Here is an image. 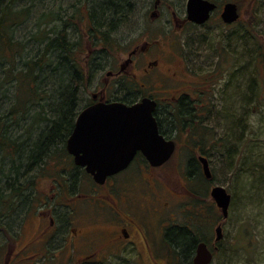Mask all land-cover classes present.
<instances>
[{
    "label": "rangeland",
    "instance_id": "rangeland-1",
    "mask_svg": "<svg viewBox=\"0 0 264 264\" xmlns=\"http://www.w3.org/2000/svg\"><path fill=\"white\" fill-rule=\"evenodd\" d=\"M93 1L17 0L13 9H29L27 22H20L14 27V38L21 43L19 64L23 62L21 57L29 59L37 54L38 44L34 35L39 30L41 19L50 13H59L64 20L75 23V26L70 27L69 34L72 39L81 38L84 42V59L90 58L89 49L92 52L101 50V47H93V42L83 33L88 26L79 22L81 11L74 14L76 8L83 9L82 13L85 14L87 2L93 5ZM134 1L133 11L127 14L112 36L114 46L103 53L102 67L93 70V75L87 77L85 84L79 88L77 113L90 102L93 94L102 89L108 71H115L133 47L145 40L170 43L172 53L177 56L172 59L171 63L174 64L171 67L179 70L180 66H185L189 74L187 80L190 82L187 85L191 89H185V83H168L167 87H175L173 91L182 89L190 97L198 101L202 97L205 101L201 106L199 102L194 103L203 119L202 131L199 129L193 135L190 128L185 131L170 130L169 136L174 138L178 146L166 171L169 177L175 172V177H178V173L184 175V165L190 157H194L196 161L200 155L207 157L213 174L211 186H223L233 196L228 219L223 221L221 214H217V219H220L217 224L222 223L224 238L213 264H264V100H258L250 90V83L252 85L255 81H264V0H211L219 5L211 21L203 27L190 26L183 31H178L170 21L174 16L178 19L186 17L187 0ZM12 2L14 1L5 0L4 4ZM157 2L158 8H155ZM227 2L237 3L241 13L240 20L231 26H226L220 18L221 9ZM73 15L74 20L71 19ZM55 25L57 21L51 22L48 29ZM246 54H254L253 59ZM2 77L1 71L0 82ZM51 83L48 87L49 93L55 96L58 87ZM200 92H205V95L200 96ZM15 96V87L12 84L0 86V116L14 106ZM108 96L113 99L122 97L123 94L109 91ZM37 109L38 107H30L28 114H23L24 111L19 109L18 115L7 120L10 126L9 135L17 145L24 140L31 144L38 136L39 127L31 128V118ZM224 141L227 143L226 148L223 146ZM22 148L19 153L23 151ZM3 154L0 153V179L1 173L7 174L12 168V163L28 166L23 161L24 156L19 159L14 154L6 157ZM53 160L51 164L44 165L43 170L37 165H34L37 168H31L32 171L24 169L23 172L27 175L29 171V175L26 176L27 179L25 177L21 180L24 185L22 190L25 182L34 183H29L26 191L24 190L29 197L19 199L20 206L15 213L4 218L2 215L7 210L0 206V264H5L9 251H20L38 233L39 222L33 217V212L53 209L64 215L70 214L78 221L82 216L97 215L98 205L70 202L64 195L65 189L69 188L72 192L89 193V179L80 170L71 171L66 165V157ZM191 165L190 169L193 170ZM190 169L187 168V171L190 172ZM73 173L77 175L74 181ZM5 180L1 184L9 191L4 194L3 202H14ZM195 183L198 185L199 179ZM199 184L201 191L205 187L207 189L205 182ZM36 201L40 202V206L36 207ZM68 203L73 204V211L61 206ZM48 248L39 250L40 260H22V257L19 260L17 257L11 264H58L69 257L67 247L56 250L54 247ZM37 252V249L26 252L24 257H30ZM54 256L56 260L53 259Z\"/></svg>",
    "mask_w": 264,
    "mask_h": 264
},
{
    "label": "flooded vegetation",
    "instance_id": "flooded-vegetation-1",
    "mask_svg": "<svg viewBox=\"0 0 264 264\" xmlns=\"http://www.w3.org/2000/svg\"><path fill=\"white\" fill-rule=\"evenodd\" d=\"M216 5L219 6L217 2ZM155 8H158V2ZM170 22L178 31L208 24L197 25L187 17L178 19L175 16ZM172 52L170 43L145 40L137 44L115 71H108L102 89L92 95L84 109L98 102L132 105L150 98L157 103L155 115L159 129L166 138H171L170 130L185 131L174 125L170 118L172 110L178 109L184 99L185 103L192 106L196 102L201 106L205 98L200 97L198 101L188 93H183L182 89L173 91L175 87H167L168 83H185V86L190 83L185 66H180L179 70L171 67L174 64L171 63L172 59L177 58ZM186 88L191 89L188 85ZM109 91L121 92L123 96L110 99ZM200 95H205V92H200ZM195 111L198 114L196 108ZM77 117L78 114L74 117L68 138L74 130ZM177 146L176 142V149ZM68 157L70 165L75 166L73 157ZM199 159L195 165V176L187 171L190 168L187 162L184 165L185 176L178 173V177H175V172L169 177L166 167L170 165V161L160 167H153L138 154L127 168L108 177L103 184L96 183L85 169L75 166L89 179L91 191L79 193L72 192L71 188L65 189V198L70 202L98 205L102 210L98 209L96 216H82L80 221L70 214L64 215L53 209L33 212V217L39 222L38 233L20 251H9L5 264H11L12 261L14 263L17 257L19 260L21 257L22 260H40L39 250L48 247H54L55 250L68 248L69 257L58 264H195L197 249L201 243H205L212 253L213 261L210 264H213L216 253L221 249V244L216 242V230L222 223L217 224L220 220L217 219L219 211L210 197L211 182L205 178ZM25 175L26 172H23L22 179ZM73 176L74 181L77 175ZM199 178L202 179L199 183L205 182L207 189L205 187L201 191L200 184L195 183ZM196 185L197 188L193 189ZM71 205L73 204H61L68 208ZM37 206H40L38 201ZM71 210L73 211L72 208ZM185 233L194 241L186 256L183 246L177 244ZM36 249L37 253L24 257V253Z\"/></svg>",
    "mask_w": 264,
    "mask_h": 264
},
{
    "label": "trees",
    "instance_id": "trees-1",
    "mask_svg": "<svg viewBox=\"0 0 264 264\" xmlns=\"http://www.w3.org/2000/svg\"><path fill=\"white\" fill-rule=\"evenodd\" d=\"M12 1H14L12 4H4L5 0H0V69L3 75L0 86L12 84L16 92L14 106L9 109V112L0 116V153H4L5 157L14 154L16 157L19 156V159L24 156L23 161L27 162L28 166L27 164L12 163V168L7 174L1 173L0 206H4L7 210V213L2 215L4 218H9L19 208V199L29 197L25 193L26 187L29 183L32 185L34 182H25V191L22 190L21 180L24 169L32 171L31 168L37 165L43 170L44 165L51 164V160L66 157V165L72 169L71 171H77L76 167L69 163L70 158L65 144L77 113L79 88L85 84L87 77L93 75V70L102 67L103 53L105 54L106 50L114 46L112 36L115 29L108 26L110 23L112 26L122 23L132 7L131 0H94L93 5H89L87 2L85 14L82 13L83 9L76 8L74 14L81 11L79 22L88 26V29H84L83 33L87 34L86 37L93 42V47L102 48L96 52L89 49L90 58L86 59L83 58L86 55L85 51L83 52L84 42L81 38L72 39L69 34L70 27L75 26V23L64 20L59 13L44 15L39 23V30L34 35L38 44L37 54L29 59L21 57L23 62L20 65L18 62L20 55L18 54H20L21 43L14 38V27L20 22H27L29 9L15 10L13 5L17 0ZM71 19L74 20L75 16H71ZM54 21H57V25L52 27L53 29H48L51 22L54 23ZM262 57L264 65V54ZM51 82L58 87L55 96L49 93L48 87L52 84ZM250 90L258 100H264V81H255L250 86ZM185 102V99L182 100L181 106L172 110L171 120L180 130L187 128L192 131L201 130L203 127L201 126L202 117L196 114L194 106ZM30 107H38L31 118V128L39 127L38 136L31 144L24 140L20 145H17L9 135L10 126L7 120L18 115L19 109L24 111L23 114H28L27 110ZM195 124L198 127H195ZM223 146L227 147L225 141ZM20 148L23 151L19 153ZM187 162L189 165H193L194 169H189L190 173L195 176L197 161L194 157H190ZM35 168L37 167L35 166ZM33 177L34 175L31 178ZM4 179L8 182L7 187L10 188L14 202L11 200L7 203L3 202L4 194L9 191L2 186ZM199 179L202 181L201 178ZM177 242L178 246H183L185 256L194 244L192 238L186 233L182 234V239Z\"/></svg>",
    "mask_w": 264,
    "mask_h": 264
},
{
    "label": "water",
    "instance_id": "water-1",
    "mask_svg": "<svg viewBox=\"0 0 264 264\" xmlns=\"http://www.w3.org/2000/svg\"><path fill=\"white\" fill-rule=\"evenodd\" d=\"M216 8L217 5L210 0H188L187 18L197 25H203L210 20ZM221 17L226 24L236 22L240 17L237 5L232 2L226 3ZM156 108L157 103L150 98H144L133 105L122 102L93 104L77 117L74 130L66 143L67 151L74 157L75 164L85 168L98 184H103L109 176L127 168L138 153H141L153 167L161 166L170 160L176 144L160 134L159 124L154 116ZM86 128L102 139L121 143L122 147L107 162L101 163L84 147ZM200 162L205 176L211 179L208 160L201 157ZM211 196L224 219L228 218L232 202L231 194L226 188L216 186L212 189ZM216 233V241L219 242L223 237L220 226ZM212 261V253L205 243H201L197 249L195 264H210Z\"/></svg>",
    "mask_w": 264,
    "mask_h": 264
},
{
    "label": "snow or ice",
    "instance_id": "snow-or-ice-1",
    "mask_svg": "<svg viewBox=\"0 0 264 264\" xmlns=\"http://www.w3.org/2000/svg\"><path fill=\"white\" fill-rule=\"evenodd\" d=\"M84 147L87 151L92 152L101 163H105L114 153L120 150L122 144L102 139L86 128L84 132Z\"/></svg>",
    "mask_w": 264,
    "mask_h": 264
},
{
    "label": "bare ground",
    "instance_id": "bare-ground-1",
    "mask_svg": "<svg viewBox=\"0 0 264 264\" xmlns=\"http://www.w3.org/2000/svg\"><path fill=\"white\" fill-rule=\"evenodd\" d=\"M131 1H132V7L130 8L129 12H132V11H133V8H134V5H135V1H134V0H131ZM120 24H121V23L117 24L116 26H112L111 23H110V26H108V27H110V28H114L115 30H117ZM246 56H248V57L250 56V58L253 59L254 54H250V55L246 54ZM43 74H44V73H43ZM250 86H251V83H250ZM11 107H12V106H11ZM83 109H84V108H83ZM77 114H78V113H77ZM252 153H253V151H252ZM9 189H10V188H9Z\"/></svg>",
    "mask_w": 264,
    "mask_h": 264
}]
</instances>
